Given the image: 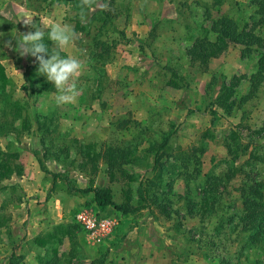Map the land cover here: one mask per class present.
Segmentation results:
<instances>
[{
    "label": "rangeland",
    "instance_id": "obj_1",
    "mask_svg": "<svg viewBox=\"0 0 264 264\" xmlns=\"http://www.w3.org/2000/svg\"><path fill=\"white\" fill-rule=\"evenodd\" d=\"M120 2L118 7H124L127 4V0H120ZM131 6L132 12L139 14L141 10L138 0H132ZM124 15H120L117 19L120 29L126 27ZM24 16L32 17L34 23L41 27H43L42 22L48 27L54 23L68 24L72 29L75 26V22L71 21L75 11L70 5L61 1L0 0V60L6 66L12 82L9 94L13 96V99H26L29 93H32L27 115L30 117L33 128L31 131L16 133L6 138L0 136V147L7 149L10 144L11 149L21 152L22 155L35 156L40 172L45 171L52 180L53 173H62L68 176L73 185L82 188L88 187L91 182L94 186L111 187L117 202L123 201V190L127 189V182L125 180L111 182L105 163H101V170L97 175H92L91 171H80L79 161L74 162L73 159L77 152V145L72 140L77 138L85 144L98 142V149L103 148L107 142L123 143L122 145L126 146L137 145V153L140 156L142 149L146 148L149 142L158 141L162 136L170 133L173 156L181 155V152L189 153L191 147L197 148L199 147L197 145L202 143L208 147V151L201 157L199 166H196L195 161L185 166L183 162L173 157L168 158L167 161L163 160L168 169L166 171H175L173 173L175 177L169 173L166 174V182L171 184V188L169 186L166 188L174 202L171 208L176 207L180 211L178 217L183 224L181 228L183 233L176 231L173 227L175 219L167 220L159 215L157 209L153 213L143 210L132 215L135 218L133 223L143 225L142 231H139L140 229L137 231L133 224L125 225L126 223L119 216L115 220L116 225L118 224L116 235L101 245L92 244L85 232L81 230L83 233L80 232V240H77L75 244L76 255L72 261H81L82 264H95L93 261H96L98 264L97 261L104 258L105 264H222L221 259L224 255L221 252L222 249L208 246L206 237L197 242L200 239L201 231L199 230L202 224L198 216L190 217L186 214L189 212L186 209L188 206L184 205L182 198L187 195L185 193L187 180L177 173L178 171H196V169L203 173L227 171L231 165L229 161H226L228 157H231L228 154L227 144L232 143L235 147L239 143L238 164L250 159L252 152L257 162L255 170L261 171V175H264V135L250 141L246 133L240 130V138L236 139L237 141L229 142L231 139H227V135L232 130L238 129L241 124H249L255 129L263 126L264 82L251 99L243 104L236 103L230 114L214 105L216 93L223 81H228L233 75L250 76L256 71L257 53L243 57V46L232 43L220 58L212 62L210 71L208 69L199 72L183 60L176 65L163 63L167 59L183 58V49L176 46L177 44L170 46L173 44L162 34L163 37L150 39L149 44L144 42L146 46L142 48L139 42L131 46L119 44L116 49V60L106 66L107 76L98 89L96 75L90 74L86 50L83 49L90 38L87 39L82 32H76L77 39L74 45L65 49L61 55L65 57L73 55L81 62V72L76 78L79 95L74 103L58 106L55 102L56 90L42 91L40 94L39 90L35 92L34 87H31L30 66L34 65L35 57L21 56L16 51L19 35L36 31L31 26H25L23 20H20ZM163 25L168 27L170 24ZM44 30L45 33L48 32V29ZM164 33L168 36V33L165 31ZM262 35L264 36V28ZM112 37L116 38L115 34H112ZM9 41L11 46H8ZM153 51H156L159 57L161 56L159 59L162 63L152 62ZM173 71L182 76L185 75L190 85L183 88L168 87L166 81ZM34 79L38 78L34 76ZM40 80L43 81V77ZM40 84L37 83L35 87L38 89ZM206 84L207 90L203 92ZM249 89L250 80H244L236 88V100L242 99L241 97H244ZM5 110L9 108L0 96V125H11L10 123L22 125L20 119L16 120L12 115H5ZM50 116H52V123L58 124L60 129L57 130L61 132L60 136L55 133L49 134L43 128L38 129L39 125L43 124L44 118ZM124 121L129 122L128 128L121 127ZM207 129H210L216 138L208 137L207 140L201 141V136ZM68 146H70V152L66 151ZM246 146L249 149L244 153L243 149ZM77 159H80V156ZM138 164H140L139 167H133L137 173V181L133 184L131 195L135 198L137 197L135 190L141 179L138 175L144 174L146 170L142 166V159ZM202 179L203 177L200 180ZM200 180L194 179L193 187H196ZM3 184L10 185L9 180H5ZM239 184L240 178H237L230 185V196L227 195L224 201L239 199V193L233 190V187ZM58 191L66 197L61 203L65 218L75 223L78 212L83 207H88L84 206L86 196L74 191L67 192L66 185L63 183L58 187ZM37 194L41 193L37 192ZM29 196L36 198L33 208L27 210L25 207V214L20 219L15 218L13 206L23 207L29 202L27 199ZM198 196L201 197V194ZM11 198H14V201H11ZM80 203L81 206L78 207ZM40 204H43V194L39 197L25 195L21 189L2 190L0 208L7 207V212L12 218L9 227L0 230V264H43V257L50 259L55 255L62 256L61 264H67L72 259L69 254L71 243L68 240L59 246L56 252L55 249H50L43 257L39 256L35 250L34 236L45 228L43 227L45 213ZM237 204L241 205V201L238 200ZM94 210L101 216L115 218L112 215L114 211L112 208L105 211H100L98 208ZM28 214L29 216L26 217ZM23 219H26V222H23ZM131 227H134V230L129 237L127 231ZM209 228L212 227L209 226ZM29 232L31 233L28 235ZM152 232L158 234L162 245L155 244L156 247L149 245L145 250L146 243L150 244L149 241L146 242V239L150 240V235L153 234L154 243L158 238ZM236 245L224 250L227 264L238 261ZM260 254V250L250 249L239 260L241 264H251L260 258Z\"/></svg>",
    "mask_w": 264,
    "mask_h": 264
},
{
    "label": "trees",
    "instance_id": "obj_2",
    "mask_svg": "<svg viewBox=\"0 0 264 264\" xmlns=\"http://www.w3.org/2000/svg\"><path fill=\"white\" fill-rule=\"evenodd\" d=\"M58 1L70 5L71 9L75 11V16L71 19V21L75 22L73 30L82 32L87 39L90 38L83 46V49L86 50L90 74L96 75L95 80L99 84L97 85L98 89H100V84L107 76L106 66L116 60L117 46L121 43L128 44L132 40V38L128 37L124 28H119V22L117 21L120 15L125 14L126 23L124 25L127 26L129 24L132 18V0H129L124 7H118L121 3L120 0H101V3H106L107 7L89 11L86 22L83 23L80 19L79 0ZM220 1L215 0V4ZM251 3L255 8V12L251 16V20L244 24H240L237 18L231 14L221 13L218 16H214L207 10L200 25H197L198 29L196 31H198L196 35L195 33L190 34L193 41L184 52V57H187L190 66L197 67L203 72L208 70L211 59L222 55L232 43L243 46V57H248L254 52L257 53L258 63L254 73L250 76L234 75L228 81H223L220 87L214 100V105L228 114L232 112L236 103L243 104L251 99L264 82V36L262 35L264 28V0H252ZM112 34H115L116 38L112 37ZM154 34V31L151 32L149 40L155 37ZM44 42L51 50L53 46L52 42L48 40L47 33H45ZM153 53L155 54V51ZM46 58H50V56H46ZM38 66L37 60L34 65L30 66L31 87H34L33 90L35 92L39 90L40 94L42 91H54V85L48 82L45 76L38 75ZM34 76L38 79H34ZM42 77L43 81L40 80ZM247 79L250 80V89L244 97H241L242 99L237 101L236 88ZM37 83H41L38 89L35 87ZM166 83L174 88H183L190 85L187 77L180 75L176 71H173L172 76ZM11 84L6 66L0 60V96L3 97L5 104L9 108V110L4 111L5 115H12L14 119L22 121V125L19 126L15 125V123L0 125V136L4 138L16 133L33 130L30 117L27 115L32 93H29L26 99L14 100L13 96L9 94ZM51 120L52 116L49 118L45 117L43 124L39 125L38 129L43 128L49 134L55 133L60 136L61 132L57 130L60 129L58 124L52 123ZM128 124V121H124L121 127L128 128ZM240 130H243L250 141H252L264 135V124L256 129L249 124H241L238 129L232 130L227 135V139H231L229 142L237 141L236 139L240 138ZM208 137L209 139L216 138L210 129H207L202 134L201 141L207 140ZM72 141L77 145V152H75L73 159L74 162L76 160L79 161V166L77 165L79 170L91 171L92 175H97L101 170V163H105L106 172L111 182L122 180L127 182L128 187L123 190L124 199L122 202H117L111 187L94 186L92 182L85 188L73 185L68 176L62 173H53V187L49 196L57 191L60 184L63 183L66 185L67 192L93 193V199L100 211L112 208L122 215H135L143 210H149V212L153 213L157 209L159 215L164 216L167 220L175 219L173 227L176 231L183 233L181 229L183 224L178 217L180 211L176 207L171 208L174 202L168 195V189L166 188L168 186L171 188V184L166 182V174L169 173L175 177L173 174L175 171H166L168 169H166L163 160L167 161L168 158L173 157L175 160L183 162L185 166L192 161H195L196 166H199L201 157L208 151L206 144L197 145L199 146L197 148L196 146L191 147L188 151L189 153L181 152V155L173 156V149L170 144L172 142V134L170 133L162 136L158 141L149 142V145L142 149V155L140 156L137 153V145L126 146L122 145L123 143L114 144L107 142L103 148L98 149V142L85 144L77 138ZM238 146L240 147L239 143L235 147H233L232 143L227 144L228 154L231 156L226 159V161L231 163L227 171L220 173H215L214 171L203 173V171L198 169L196 171H178L177 175L184 176L187 180L185 190L187 195L184 198L180 196V198L183 199L184 205L188 206L186 209L189 212L186 214L190 215V217L198 216L202 224L199 230L201 231L200 239L197 242L206 237L208 246H213L219 250L222 249L223 251L221 252L224 254L221 259L222 264L228 263L226 257H224V250L233 247L235 244H237L238 261L234 264H241L240 257H243L246 251L250 249L261 251L260 258L251 262V264H264V175H261V171L255 170L257 162L252 152L250 153V159L238 164L240 157ZM248 149L249 147L246 146L243 152H247ZM66 151L70 152V146L67 147ZM67 156L70 157V155ZM78 156H80V159H77ZM20 157L21 152L11 149L10 144H8L7 149L0 147V193L2 190L21 189L23 191L17 184H3L5 180L12 178L13 175H24L25 167L19 162ZM141 159L143 161L142 166L146 170L144 174L138 175V177L141 176V179L135 190L137 193L135 198L131 195L133 184L137 181V173L133 167H139L140 164L138 163ZM247 167L249 169H246ZM202 177L203 179L200 180ZM237 178H240V184L233 187V190L239 193V199L224 201L227 195L230 196V185ZM194 179L200 180L196 187H193L192 184ZM200 194L201 197L198 196ZM195 197L197 199H194ZM238 200L241 201V205L237 204ZM11 201H14V198H11ZM7 211V207L2 206L0 208V229L6 227L12 218ZM209 226L212 228L210 229ZM117 228L118 224L111 235L112 238L116 235ZM78 230H83V228L77 221L75 223H60L55 226L54 230L37 236L35 243L40 247L56 245V252L59 246L63 245L65 239L68 238L71 243L69 254L72 259L67 264H82L80 263L81 261H72L76 255L75 244ZM154 234L158 236L157 233ZM192 240H194V237H192ZM155 242L158 246L162 245L159 236ZM61 258L62 256L55 255L51 259L43 260V264H61ZM105 261L102 258L97 263L105 264ZM93 262L96 264V261Z\"/></svg>",
    "mask_w": 264,
    "mask_h": 264
},
{
    "label": "crops",
    "instance_id": "obj_3",
    "mask_svg": "<svg viewBox=\"0 0 264 264\" xmlns=\"http://www.w3.org/2000/svg\"><path fill=\"white\" fill-rule=\"evenodd\" d=\"M251 1L252 0H221L218 4H215V0H138L141 11H139V14L133 13L131 11V15H132L131 21L124 28L128 37L132 38V40L128 44L121 43V45L131 46L132 44L134 45V43L139 42L142 48L143 46H146L144 42L149 41L150 34L151 32L154 31L155 38L156 37L160 38L163 37L164 35V38L169 39L171 41V44H173L170 46H175V44H177L176 46L182 47L183 49V58L180 59L171 58V59H167L166 61H163V63L166 62L176 65L182 62L183 60L185 63L189 64L187 57H184V52L185 49L193 41L192 40L193 38H191L192 35L190 36V34L195 33L196 35V32L198 31V30L196 31V29H198L197 25H200V22L203 20L204 14H206V11L209 10L214 16H218L221 13L231 14L237 18L240 24H244L251 20V16L254 15L255 12V8L251 3ZM164 23H168L170 25L168 27H165L163 25ZM164 31L168 33L169 37L165 36ZM147 44H149V42ZM151 56H152L151 57L152 62L156 61L162 63V61L159 59L161 58V56L159 57L156 54V51L155 54L153 53ZM220 57L221 55L219 57L212 58L210 61L209 68H211L212 62ZM163 60L165 59L163 58ZM192 68H195L196 70L201 72L200 69L197 67H192ZM167 86L172 87L169 85ZM204 90L205 91L207 90V84L204 86L203 92ZM219 90L217 91L216 96L218 95ZM35 161H36L35 156L32 157L31 155L28 154L26 155L21 154L19 162H21L25 167L24 175L22 176L13 175L12 178L7 180H9L10 185L17 184L19 187H21L25 195L30 194L31 196L33 195L40 197L43 194V204H40V206L43 207V212L45 213L43 214V225H44L43 227L45 228L43 229L44 232L41 229L40 233L34 236V243H33L35 246V250L37 251L39 256L43 257L45 256L44 255L45 253L50 251V249H55L56 245H47L46 247H40L35 243V238L39 235H43V233L46 234L49 231L54 230L56 225L60 223H66L69 221L67 218H65V214L63 213L61 207L62 201L64 202L66 198L65 195L62 194L61 191H58L57 189V191L53 192L49 196L51 188L53 187V180L51 179L49 174H47L45 171L40 172L41 170L38 168V165L36 164ZM37 192L41 194L38 195ZM84 195L86 196V201L84 202L85 203L84 206L87 205L88 207H92L93 209L97 208V204L93 199V193H88ZM27 199L29 200V202L26 205H23V207L13 206L14 210L12 211H13V216H15V218L20 219L25 214V207L27 210L33 208V204L34 202H36L35 201L36 198L34 197L31 198L29 196ZM80 206L81 203L78 205V207ZM112 212H113L112 215L115 217L113 218L114 220H117V218H119L120 216V218H122L121 220L126 223L125 225L129 226V224L130 225L133 224L134 227L136 226L137 231L139 229H140L139 231H142L141 228L143 225L139 224L140 225L139 227V225L136 222L133 223V221H135V218L132 217V214L119 215L120 213L116 212L115 210ZM106 214H108V212H106ZM27 216H29V214L26 215V217ZM49 221H51V223H49ZM23 222H26V219H23ZM9 224L10 222L6 227L1 228L0 230L8 228ZM134 227H131V229L127 231L129 237H130V233L133 232ZM80 232L82 231L81 230L77 231V240H80V234H81ZM30 233L31 232H29L28 235ZM149 238L151 242L149 239L148 240L146 239V242L149 241L150 244L146 243L145 250H147L149 245L153 247V245L155 246L156 244L152 241L153 234L150 235ZM66 240L69 241L68 238H66L65 241ZM157 248L160 249V247L158 246ZM43 260H45L44 257Z\"/></svg>",
    "mask_w": 264,
    "mask_h": 264
},
{
    "label": "clouds",
    "instance_id": "obj_4",
    "mask_svg": "<svg viewBox=\"0 0 264 264\" xmlns=\"http://www.w3.org/2000/svg\"><path fill=\"white\" fill-rule=\"evenodd\" d=\"M79 7L81 9L80 19L83 23L86 22L89 11H95L101 7L106 8L107 4H102L101 0H79ZM20 20H23L25 26H31L36 31L20 34L16 51L21 56L31 55L36 58L39 65L38 75L45 76L47 81L54 85L55 102L58 106L74 103L79 95L76 78L81 72L82 65L75 56L65 57L61 53L74 45L77 33L68 24L54 23L48 27L41 21L43 25L41 27L34 23L30 16H24ZM45 28L48 29V40L53 44L51 50L44 42ZM8 46H11L10 41Z\"/></svg>",
    "mask_w": 264,
    "mask_h": 264
},
{
    "label": "built area",
    "instance_id": "obj_5",
    "mask_svg": "<svg viewBox=\"0 0 264 264\" xmlns=\"http://www.w3.org/2000/svg\"><path fill=\"white\" fill-rule=\"evenodd\" d=\"M76 221L86 232L88 240L96 245L108 241L116 227L114 219L99 215L92 207H83L76 215Z\"/></svg>",
    "mask_w": 264,
    "mask_h": 264
}]
</instances>
